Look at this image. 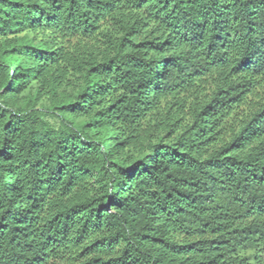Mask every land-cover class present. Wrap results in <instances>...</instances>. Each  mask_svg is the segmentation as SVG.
<instances>
[{
    "label": "trees",
    "instance_id": "16d2710c",
    "mask_svg": "<svg viewBox=\"0 0 264 264\" xmlns=\"http://www.w3.org/2000/svg\"><path fill=\"white\" fill-rule=\"evenodd\" d=\"M0 264H264V0H0Z\"/></svg>",
    "mask_w": 264,
    "mask_h": 264
},
{
    "label": "rangeland",
    "instance_id": "374dc122",
    "mask_svg": "<svg viewBox=\"0 0 264 264\" xmlns=\"http://www.w3.org/2000/svg\"><path fill=\"white\" fill-rule=\"evenodd\" d=\"M49 107V103L45 101L43 106H40L37 109L38 111H40L41 115L46 121H48L52 126L57 128L60 123V119L58 118L57 113L51 111Z\"/></svg>",
    "mask_w": 264,
    "mask_h": 264
}]
</instances>
